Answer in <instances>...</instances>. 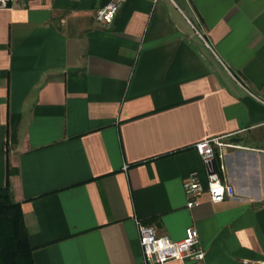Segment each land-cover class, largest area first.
<instances>
[{"label": "crops", "instance_id": "1", "mask_svg": "<svg viewBox=\"0 0 264 264\" xmlns=\"http://www.w3.org/2000/svg\"><path fill=\"white\" fill-rule=\"evenodd\" d=\"M25 0L0 8V187L32 264H142L136 222L201 264H264V0ZM223 136L219 203L185 206ZM164 264H197L173 260Z\"/></svg>", "mask_w": 264, "mask_h": 264}, {"label": "built area", "instance_id": "2", "mask_svg": "<svg viewBox=\"0 0 264 264\" xmlns=\"http://www.w3.org/2000/svg\"><path fill=\"white\" fill-rule=\"evenodd\" d=\"M24 1L0 0V8H10ZM122 1L124 0H111L96 9L95 20L102 24H109ZM236 147L238 145L225 141L223 136L205 138L193 144L195 152L206 168V178L204 184L195 172H190L182 178L181 188L187 208L194 206L202 193L207 194L212 203H219L233 196V185L222 176V172L225 150ZM136 230L142 264H164L173 260L181 262L188 260L201 264L203 261L204 250L199 246L198 232L193 226L185 227L182 237L178 240H172L167 235H159L152 225L140 222H136Z\"/></svg>", "mask_w": 264, "mask_h": 264}, {"label": "trees", "instance_id": "3", "mask_svg": "<svg viewBox=\"0 0 264 264\" xmlns=\"http://www.w3.org/2000/svg\"><path fill=\"white\" fill-rule=\"evenodd\" d=\"M18 202L9 197L7 182L0 187V264H32Z\"/></svg>", "mask_w": 264, "mask_h": 264}]
</instances>
